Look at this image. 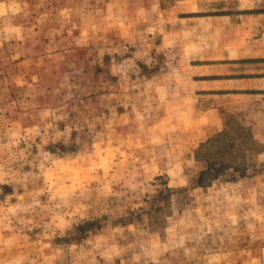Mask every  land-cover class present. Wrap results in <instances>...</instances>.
<instances>
[{
	"label": "rangeland",
	"instance_id": "rangeland-1",
	"mask_svg": "<svg viewBox=\"0 0 264 264\" xmlns=\"http://www.w3.org/2000/svg\"><path fill=\"white\" fill-rule=\"evenodd\" d=\"M0 264H264V0H0Z\"/></svg>",
	"mask_w": 264,
	"mask_h": 264
},
{
	"label": "trees",
	"instance_id": "trees-1",
	"mask_svg": "<svg viewBox=\"0 0 264 264\" xmlns=\"http://www.w3.org/2000/svg\"><path fill=\"white\" fill-rule=\"evenodd\" d=\"M208 171H209V169L207 168L205 171L201 172L200 178L198 179V186H203V175L208 173Z\"/></svg>",
	"mask_w": 264,
	"mask_h": 264
}]
</instances>
